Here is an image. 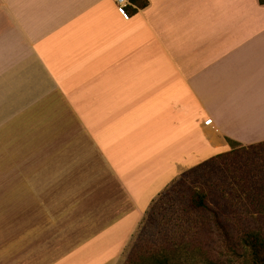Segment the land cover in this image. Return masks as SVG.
Masks as SVG:
<instances>
[{
	"label": "crops",
	"instance_id": "0c3cea01",
	"mask_svg": "<svg viewBox=\"0 0 264 264\" xmlns=\"http://www.w3.org/2000/svg\"><path fill=\"white\" fill-rule=\"evenodd\" d=\"M128 11L0 0V234L40 250L43 210L46 250L67 251L52 264H122L186 172L230 141L264 142V3L130 0Z\"/></svg>",
	"mask_w": 264,
	"mask_h": 264
},
{
	"label": "rangeland",
	"instance_id": "374dc122",
	"mask_svg": "<svg viewBox=\"0 0 264 264\" xmlns=\"http://www.w3.org/2000/svg\"><path fill=\"white\" fill-rule=\"evenodd\" d=\"M251 152L259 158L264 147ZM238 154L191 171L158 198L122 264L127 263L130 255L136 264H141L144 258L162 254L169 256L172 264H252L243 238L251 230H260L264 234V214L252 206L249 196L235 182L245 168L246 160V156ZM198 192L208 195L205 210L192 207V199ZM36 222L41 227L40 236L35 238L39 252L28 251L33 245L27 237L22 240L23 251L14 245L19 237L0 234V264H52L67 253L65 250H46L53 235L48 229L50 219L43 210ZM51 222H54V229H63L64 219ZM78 238L84 237L72 239ZM37 239L41 243L39 246ZM62 243L64 248L73 245L65 238Z\"/></svg>",
	"mask_w": 264,
	"mask_h": 264
},
{
	"label": "trees",
	"instance_id": "16d2710c",
	"mask_svg": "<svg viewBox=\"0 0 264 264\" xmlns=\"http://www.w3.org/2000/svg\"><path fill=\"white\" fill-rule=\"evenodd\" d=\"M135 2L140 7H145L148 4V0H131ZM261 3H264V0H260ZM234 146V149L230 152L220 154L215 158L201 164L196 169L203 168L207 163L213 162L217 159L227 158L238 153H242V157L246 156L244 161L245 168H242L241 175L235 178L236 184L240 187L241 191L246 193L252 202V206L264 214V153H259V158H255L254 153L256 149L263 148L264 142L251 145L236 147V143L230 141ZM244 154V155H243ZM239 155V154H238ZM193 171V170H192ZM191 172V171H190ZM190 172H186L182 178L177 181L174 185H177L182 179L186 178ZM173 185V186H174ZM172 188V187H171ZM170 188V189H171ZM168 189V190H170ZM207 194L198 192L192 199V207L197 210L207 209ZM154 207V206H152ZM149 214V212H148ZM147 218L144 219V221ZM245 245L249 248L250 258L252 264H264V234L260 230H251L247 232L244 236ZM140 259V258H139ZM143 259V258H142ZM141 264H172L171 258L167 255L159 256H150L143 259ZM126 264H136L133 258H128Z\"/></svg>",
	"mask_w": 264,
	"mask_h": 264
},
{
	"label": "built area",
	"instance_id": "2783aa9c",
	"mask_svg": "<svg viewBox=\"0 0 264 264\" xmlns=\"http://www.w3.org/2000/svg\"><path fill=\"white\" fill-rule=\"evenodd\" d=\"M116 5L118 6L119 12L125 19H129L131 17L130 12L128 11V6L130 5V0H114ZM208 123H211L212 120L209 119L207 121Z\"/></svg>",
	"mask_w": 264,
	"mask_h": 264
}]
</instances>
